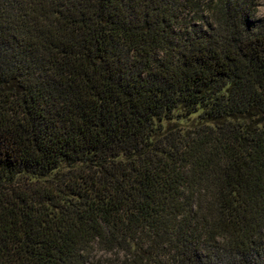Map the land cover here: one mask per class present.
Masks as SVG:
<instances>
[{"label": "trees", "instance_id": "trees-1", "mask_svg": "<svg viewBox=\"0 0 264 264\" xmlns=\"http://www.w3.org/2000/svg\"><path fill=\"white\" fill-rule=\"evenodd\" d=\"M256 0H0V264H264Z\"/></svg>", "mask_w": 264, "mask_h": 264}, {"label": "rangeland", "instance_id": "rangeland-1", "mask_svg": "<svg viewBox=\"0 0 264 264\" xmlns=\"http://www.w3.org/2000/svg\"><path fill=\"white\" fill-rule=\"evenodd\" d=\"M257 15L262 16L264 14V0H256Z\"/></svg>", "mask_w": 264, "mask_h": 264}]
</instances>
